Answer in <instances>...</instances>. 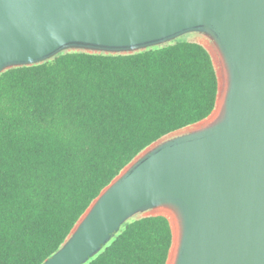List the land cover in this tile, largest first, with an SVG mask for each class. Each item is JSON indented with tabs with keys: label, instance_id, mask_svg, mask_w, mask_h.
Returning a JSON list of instances; mask_svg holds the SVG:
<instances>
[{
	"label": "water",
	"instance_id": "95a60500",
	"mask_svg": "<svg viewBox=\"0 0 264 264\" xmlns=\"http://www.w3.org/2000/svg\"><path fill=\"white\" fill-rule=\"evenodd\" d=\"M190 33L215 49L214 111L142 151L43 264H85L146 212L170 224L167 264H264V0H0V74Z\"/></svg>",
	"mask_w": 264,
	"mask_h": 264
},
{
	"label": "trees",
	"instance_id": "16d2710c",
	"mask_svg": "<svg viewBox=\"0 0 264 264\" xmlns=\"http://www.w3.org/2000/svg\"><path fill=\"white\" fill-rule=\"evenodd\" d=\"M217 94L208 51L189 41L0 74V264H43L130 162L208 118ZM171 247L165 217L132 218L85 264H167Z\"/></svg>",
	"mask_w": 264,
	"mask_h": 264
},
{
	"label": "rangeland",
	"instance_id": "374dc122",
	"mask_svg": "<svg viewBox=\"0 0 264 264\" xmlns=\"http://www.w3.org/2000/svg\"><path fill=\"white\" fill-rule=\"evenodd\" d=\"M176 41L196 42V43H199L202 46H204L210 53H214L215 52L213 43L210 40V38H208L207 36H205L204 34H201V33L186 34V35H183V36L177 38ZM190 128L191 127H188V128L183 129V130H181L179 132L189 130ZM149 214H150V212H146V213H143V214H138L134 218L135 219H139V218H142V217H144L146 215H149Z\"/></svg>",
	"mask_w": 264,
	"mask_h": 264
}]
</instances>
